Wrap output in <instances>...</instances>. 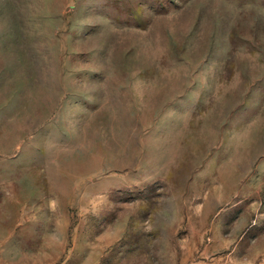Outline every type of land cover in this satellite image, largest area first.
Listing matches in <instances>:
<instances>
[{"label": "rangeland", "instance_id": "1", "mask_svg": "<svg viewBox=\"0 0 264 264\" xmlns=\"http://www.w3.org/2000/svg\"><path fill=\"white\" fill-rule=\"evenodd\" d=\"M0 264H264V0H0Z\"/></svg>", "mask_w": 264, "mask_h": 264}]
</instances>
